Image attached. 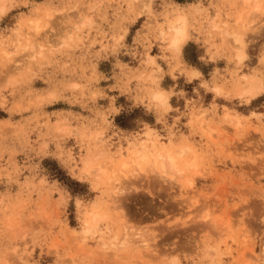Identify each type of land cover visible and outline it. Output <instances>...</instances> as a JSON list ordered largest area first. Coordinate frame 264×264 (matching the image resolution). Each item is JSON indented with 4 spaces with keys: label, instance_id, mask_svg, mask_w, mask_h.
<instances>
[{
    "label": "rangeland",
    "instance_id": "1",
    "mask_svg": "<svg viewBox=\"0 0 264 264\" xmlns=\"http://www.w3.org/2000/svg\"><path fill=\"white\" fill-rule=\"evenodd\" d=\"M0 1V264H264V0ZM148 131L179 172H119Z\"/></svg>",
    "mask_w": 264,
    "mask_h": 264
},
{
    "label": "bare ground",
    "instance_id": "2",
    "mask_svg": "<svg viewBox=\"0 0 264 264\" xmlns=\"http://www.w3.org/2000/svg\"><path fill=\"white\" fill-rule=\"evenodd\" d=\"M139 1V0H138ZM143 1V0H142ZM147 1V0H146ZM245 1H247V2H249L250 0H245ZM244 1V2H245ZM1 2V1H0ZM259 0L256 2L255 1V4H256V6L255 7H257L256 9H260V7L259 6H261V4L259 5ZM246 4V3H245ZM2 5V4H1ZM0 5V6H1ZM2 7H0V9H1ZM256 13H257V10H256ZM237 23V22H236ZM35 31H36V29H35ZM184 45V44H183ZM183 45H181L180 46V48H179V50L178 51H181L182 50V46ZM240 55H242V54H240ZM243 56V55H242ZM151 58V57H150ZM241 58V57H240ZM252 79H254V78H252ZM259 78H257V79H254V80H258ZM251 80V79H250ZM253 80V83H252V86H251V88H249L248 90H244V92H241L242 94L243 93H248V94H252L253 96H254V94H256V93H258V92H261L262 91V89H264V88H262L263 87V85L260 83H256L255 81ZM250 83V82H249ZM249 86V85H248ZM262 88V89H261ZM258 90V91H257ZM242 91V90H241ZM156 94V93H155ZM157 94H164L163 92H157ZM156 94V95H157ZM246 95V94H245ZM252 96V97H253ZM160 101V100H159ZM160 102H164V103H166V104H168V100H167V98L166 99H161V101ZM228 116V115H227ZM200 116H198V115H193L192 116V118H194V119H197V118H199ZM191 123V122H190ZM145 135L147 136V139L144 141H141V143H140V146H138V148L137 149H130V151H129V155H131V157L133 158L132 160H128V161H126V160H124V161H121V164L118 166L119 167V172L121 173V172H123L124 170H126V169H128L129 167H131L132 165H134L133 163H135V166H137V167H139L140 168V161H144L145 159H148V158H152L151 159V161H153V167L154 168H158L161 172H163L164 174L167 172V171H170V170H173V169H176V171L177 172H179V158L184 154V153H186V152H188V151H192L191 149L192 148H190V147H181L180 149L179 148H177V149H173V148H170L169 146H168V144H164L163 143V141L161 142V138L159 139V137L156 135L155 136V134H153L152 132H147V133H145ZM101 137V136H100ZM169 143V142H168ZM193 151H194V149H193ZM189 153V152H188ZM184 156V155H183ZM126 157V156H125ZM130 157V158H131ZM182 158V157H181ZM181 158H180V160H181ZM184 159V158H183ZM182 159V160H183ZM196 159V158H195ZM195 159H192V158H189V160H186V162H185V168L186 169H188V168H191V166L193 167H195V162H196V160ZM146 162V161H145ZM86 163H88V162H85V164ZM138 163V165H136ZM142 163V162H141ZM150 163V160H149V163H148V165H150L151 164ZM101 164V163H100ZM99 164V165H100ZM104 164H106V163H104ZM103 164V162H102V164L98 167V169L97 170H95L94 168L95 167H97V164H96V166H94L92 169H94L95 171H96V174L97 175H100L101 173H102V175H104V177L103 178H106V177H108L107 175H106V170H104V165ZM152 164H151V166H152ZM88 165V164H87ZM86 165V166H87ZM113 165V164H112ZM131 165V166H130ZM150 166V167H151ZM106 167V166H105ZM152 167V169H154ZM184 169V168H183ZM182 169V170H183ZM154 170H156V169H154ZM93 170H90V169H88V173H90V172H92ZM95 171H94V173H95ZM157 171V170H156ZM174 172H175V170H173ZM172 171V172H173ZM158 173H160L159 171H157ZM171 172V171H170ZM126 173V172H125ZM124 173V175H126ZM163 173L161 174V175H163ZM168 173V172H167ZM95 174V175H96ZM115 174V173H114ZM113 174V175H114ZM123 174V173H122ZM101 175V176H102ZM163 176H165V175H163ZM109 178V177H108ZM107 178V179H108ZM117 192V191H116ZM119 193V192H118ZM90 211V210H89ZM95 212V211H94ZM97 212V211H96ZM95 212V214H94V216H93V220H92V222L93 221H95V220H98L99 218H101V215L100 214H97ZM91 213H93V212H91ZM105 213V212H104ZM105 216V215H104ZM106 217V216H105ZM102 218H104V217H102ZM89 222V221H88ZM98 222V221H97ZM96 221H95V223H97ZM90 223V222H89ZM91 224V223H90ZM98 224V223H97ZM123 225V224H122ZM95 226V225H94ZM97 226V225H96ZM95 226V227H96ZM126 225H124V227H125ZM124 230H126V229H124ZM87 231H88V229H87ZM90 231V230H89ZM88 231V232H89ZM73 233V232H72ZM83 234H84V232H83ZM126 234H127V232H126ZM115 237L116 236H114V239H115ZM264 247V246H263ZM253 249V248H252ZM263 251H264V249H263ZM263 255H264V252H263Z\"/></svg>",
    "mask_w": 264,
    "mask_h": 264
},
{
    "label": "clouds",
    "instance_id": "3",
    "mask_svg": "<svg viewBox=\"0 0 264 264\" xmlns=\"http://www.w3.org/2000/svg\"><path fill=\"white\" fill-rule=\"evenodd\" d=\"M198 31L199 21L190 14L175 9L164 14L162 16V22H158L157 24L156 36V39L161 42L160 50L164 53L162 59L167 61L169 58L168 53L175 54L181 45L187 43L189 40L198 39L196 35ZM159 70L161 72L163 71V69ZM201 87L207 88L208 85L205 83L202 84ZM175 94L174 91L168 94H157L154 99L161 100L160 97L166 99L167 96Z\"/></svg>",
    "mask_w": 264,
    "mask_h": 264
},
{
    "label": "snow or ice",
    "instance_id": "4",
    "mask_svg": "<svg viewBox=\"0 0 264 264\" xmlns=\"http://www.w3.org/2000/svg\"><path fill=\"white\" fill-rule=\"evenodd\" d=\"M198 74V73H197ZM216 91H218L219 92V89H217ZM160 99H164L163 97H160Z\"/></svg>",
    "mask_w": 264,
    "mask_h": 264
}]
</instances>
